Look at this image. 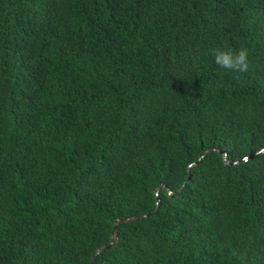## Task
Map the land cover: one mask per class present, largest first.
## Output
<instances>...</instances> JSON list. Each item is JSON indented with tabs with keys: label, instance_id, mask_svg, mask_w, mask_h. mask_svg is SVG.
Instances as JSON below:
<instances>
[{
	"label": "trees",
	"instance_id": "obj_1",
	"mask_svg": "<svg viewBox=\"0 0 264 264\" xmlns=\"http://www.w3.org/2000/svg\"><path fill=\"white\" fill-rule=\"evenodd\" d=\"M263 148L264 0H0V264H264Z\"/></svg>",
	"mask_w": 264,
	"mask_h": 264
},
{
	"label": "clouds",
	"instance_id": "obj_2",
	"mask_svg": "<svg viewBox=\"0 0 264 264\" xmlns=\"http://www.w3.org/2000/svg\"><path fill=\"white\" fill-rule=\"evenodd\" d=\"M214 63L222 69L231 70L234 72L247 71L248 64V50L241 48L238 51L232 49H214L213 50Z\"/></svg>",
	"mask_w": 264,
	"mask_h": 264
},
{
	"label": "water",
	"instance_id": "obj_3",
	"mask_svg": "<svg viewBox=\"0 0 264 264\" xmlns=\"http://www.w3.org/2000/svg\"><path fill=\"white\" fill-rule=\"evenodd\" d=\"M261 151H264V148H263ZM254 154H255V153L251 154L250 157L254 156ZM134 218H135V217H134ZM131 219H133V218H128V219H124V220L127 221V220H131ZM124 220H122V219L117 220L116 225H117L119 222L124 221ZM115 235H116V230H115V228H114L113 233H112V242L110 243V245H106V246H102V247H100V248L96 251V253L94 254V259H95L96 255H97L98 253H100L104 248L113 245V243H114V241H115ZM92 264H94V260L92 261Z\"/></svg>",
	"mask_w": 264,
	"mask_h": 264
}]
</instances>
